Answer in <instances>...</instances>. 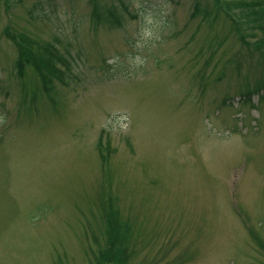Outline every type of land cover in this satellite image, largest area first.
Listing matches in <instances>:
<instances>
[{"label":"rangeland","instance_id":"1","mask_svg":"<svg viewBox=\"0 0 264 264\" xmlns=\"http://www.w3.org/2000/svg\"><path fill=\"white\" fill-rule=\"evenodd\" d=\"M115 1L0 0V264H97L101 198L126 244L108 230L106 264H264V101L241 97L264 59L234 0H123L141 29L94 27ZM16 48L60 77L18 76Z\"/></svg>","mask_w":264,"mask_h":264},{"label":"trees","instance_id":"2","mask_svg":"<svg viewBox=\"0 0 264 264\" xmlns=\"http://www.w3.org/2000/svg\"><path fill=\"white\" fill-rule=\"evenodd\" d=\"M235 5L239 9L237 17L246 26L244 28L246 30V31L244 30L245 33L250 34L249 39H247L246 37L244 38L243 37L244 35L243 36L240 35V39H238V41L241 44H245L246 47L252 49L255 53H258L259 56H261L264 59V0H236ZM117 7L119 6H112L111 9H109L107 18L112 17L113 21L118 19ZM198 7L199 6L196 5L195 10ZM125 8L123 7V10ZM26 56L27 54L23 53V51L18 52V56H16L14 60V67L17 73H22L24 71V67L25 65H27ZM31 59H32V64H34L35 66L34 70L37 73L41 74L42 72L45 73V71L50 72L54 75L59 73L58 69L54 65L49 66L46 63L43 69L42 68L43 65H41L34 58ZM263 87H264V83L256 84L253 89L251 87H247L244 91L245 99L248 100L252 94L259 93L260 89ZM261 98L263 99L264 95H261ZM103 223L105 224L106 222L103 221ZM106 230L107 229H105L104 231ZM104 234H105V245H108L109 244L108 234L107 233ZM104 248H105L104 249L105 254H108L107 252L108 247H104Z\"/></svg>","mask_w":264,"mask_h":264}]
</instances>
